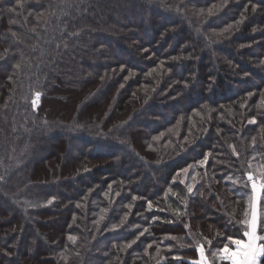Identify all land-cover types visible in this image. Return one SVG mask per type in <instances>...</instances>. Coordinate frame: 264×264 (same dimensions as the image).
<instances>
[{
    "label": "trees",
    "instance_id": "16d2710c",
    "mask_svg": "<svg viewBox=\"0 0 264 264\" xmlns=\"http://www.w3.org/2000/svg\"><path fill=\"white\" fill-rule=\"evenodd\" d=\"M249 174L264 0H0V264H230Z\"/></svg>",
    "mask_w": 264,
    "mask_h": 264
},
{
    "label": "snow or ice",
    "instance_id": "6c2138e0",
    "mask_svg": "<svg viewBox=\"0 0 264 264\" xmlns=\"http://www.w3.org/2000/svg\"><path fill=\"white\" fill-rule=\"evenodd\" d=\"M253 11H255V6H253ZM224 31H227V29H225ZM151 71H155V69ZM151 71L148 73L149 75H151ZM252 122L255 121L253 120ZM207 159L208 157L205 156V159L200 163L201 164L206 163ZM182 171L187 172V169H184ZM0 181H5V178L3 176H0ZM248 181L251 182L249 213H246L245 219L242 221L237 222L233 219V220H229L228 222L232 224V226L234 227L236 223H239L241 227L244 229L243 235L247 239L234 240L233 243L236 245L235 249L229 247L228 245H224V247L219 251V253H213V257L219 255V258L221 260L230 261V264H264V261H261V257L264 256V235H260V233H264V212H262L260 208V193L264 192V180H262L258 186L253 176L249 174ZM244 187L247 188L248 185L244 184ZM187 191L191 193L193 191V188L188 187ZM54 199L55 198L53 197V199L48 200L47 203L49 205L52 204ZM133 199L136 198L133 197ZM149 207H151V202H149ZM141 235H143V233H141ZM69 239H74V238L69 237ZM206 242L208 244L212 243L211 241H206ZM132 243H135V241H133ZM198 254L201 256V259L198 261H193L191 262V264H209V261L206 258H203L204 257L203 245L199 247ZM175 259L179 260L180 258L176 257Z\"/></svg>",
    "mask_w": 264,
    "mask_h": 264
},
{
    "label": "crops",
    "instance_id": "0c3cea01",
    "mask_svg": "<svg viewBox=\"0 0 264 264\" xmlns=\"http://www.w3.org/2000/svg\"><path fill=\"white\" fill-rule=\"evenodd\" d=\"M246 239H247V238H246L245 236H244L243 238H240V239H239V238H238V239H237V238L230 239V240H229V242H230V243H229V247L235 249V248H236V245L233 243L234 240H246ZM203 258H205V256H204ZM200 259H201V256L199 255L198 259H196L195 261H198V260H200Z\"/></svg>",
    "mask_w": 264,
    "mask_h": 264
},
{
    "label": "rangeland",
    "instance_id": "374dc122",
    "mask_svg": "<svg viewBox=\"0 0 264 264\" xmlns=\"http://www.w3.org/2000/svg\"><path fill=\"white\" fill-rule=\"evenodd\" d=\"M166 21V20H165ZM165 111V110H164ZM167 114H168V111L166 110ZM257 185L259 186V183L256 181ZM250 218V217H249Z\"/></svg>",
    "mask_w": 264,
    "mask_h": 264
}]
</instances>
